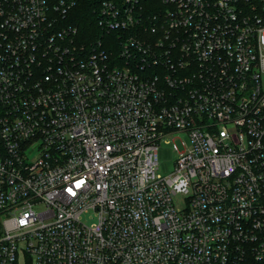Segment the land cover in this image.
Masks as SVG:
<instances>
[{
  "label": "built area",
  "instance_id": "1",
  "mask_svg": "<svg viewBox=\"0 0 264 264\" xmlns=\"http://www.w3.org/2000/svg\"><path fill=\"white\" fill-rule=\"evenodd\" d=\"M80 1L0 0V264H264V0Z\"/></svg>",
  "mask_w": 264,
  "mask_h": 264
},
{
  "label": "rangeland",
  "instance_id": "2",
  "mask_svg": "<svg viewBox=\"0 0 264 264\" xmlns=\"http://www.w3.org/2000/svg\"><path fill=\"white\" fill-rule=\"evenodd\" d=\"M263 85H264V73H263ZM185 139V136H181ZM181 140L178 139V143L181 145ZM187 141V140H186ZM178 158V152L173 148L172 143H166L165 140L159 146V164L157 172L162 175L170 174L175 169L176 160ZM186 195H181L179 197V206L185 207ZM86 219V218H85ZM18 264H25V257H21Z\"/></svg>",
  "mask_w": 264,
  "mask_h": 264
},
{
  "label": "trees",
  "instance_id": "3",
  "mask_svg": "<svg viewBox=\"0 0 264 264\" xmlns=\"http://www.w3.org/2000/svg\"><path fill=\"white\" fill-rule=\"evenodd\" d=\"M95 0H81L75 9V18L73 19L82 31L98 29L95 17Z\"/></svg>",
  "mask_w": 264,
  "mask_h": 264
},
{
  "label": "snow or ice",
  "instance_id": "4",
  "mask_svg": "<svg viewBox=\"0 0 264 264\" xmlns=\"http://www.w3.org/2000/svg\"><path fill=\"white\" fill-rule=\"evenodd\" d=\"M79 186V185H78Z\"/></svg>",
  "mask_w": 264,
  "mask_h": 264
}]
</instances>
